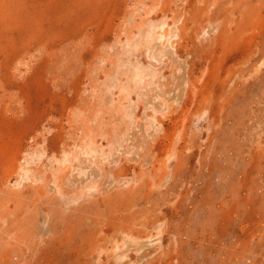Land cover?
Returning <instances> with one entry per match:
<instances>
[{"label": "rangeland", "instance_id": "rangeland-1", "mask_svg": "<svg viewBox=\"0 0 264 264\" xmlns=\"http://www.w3.org/2000/svg\"><path fill=\"white\" fill-rule=\"evenodd\" d=\"M0 264H264V0H0Z\"/></svg>", "mask_w": 264, "mask_h": 264}]
</instances>
